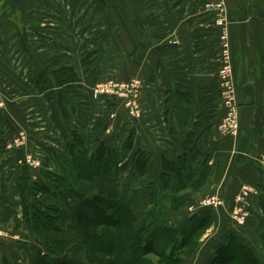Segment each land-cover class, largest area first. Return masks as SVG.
Here are the masks:
<instances>
[{
  "label": "crops",
  "instance_id": "0c3cea01",
  "mask_svg": "<svg viewBox=\"0 0 264 264\" xmlns=\"http://www.w3.org/2000/svg\"><path fill=\"white\" fill-rule=\"evenodd\" d=\"M164 2L162 11L151 5L146 10L147 21H161L162 25L161 31L149 28L147 41L152 45L142 49V55L146 50L144 58L140 57L138 62V57L132 56L141 47L131 48V59L140 65L135 70L143 83L140 94L143 115L134 120L128 116L123 104L113 106L107 104L105 98L92 97L89 81H86V93L73 94L55 88L52 103L32 84V75L40 72L52 75L60 69H71L85 78L83 67H80L82 60L78 64L75 61L74 22H106L110 20L108 15L96 14L86 0H0V86L18 87L13 89L15 93L2 95L9 105L0 108V231L15 235L16 228L20 232L26 229L18 185L24 187L31 180L42 179V175L60 171V157L65 154L66 140L72 131L80 137L88 157L103 143L113 152L119 168L129 162L128 171L122 169L110 173L93 183L78 182V191L84 197L114 196L134 214H142L141 210L146 209L144 204L151 196L158 198L166 192L184 195L195 203L204 197L217 196L225 202L224 207L218 209L220 211L202 210H209L214 217L210 229L215 227L219 236L224 230L232 229L226 222V215L234 208V200L244 185L257 186L259 197L264 198V167L261 164L264 158V0H227L238 106L236 135H223L218 131L223 117L219 105L214 119L196 131L198 117L205 113L199 103V88L213 83L217 86V42L213 40L218 32L212 29L214 17L204 13L201 0H192L189 8L184 7V12H181L180 4L176 6L170 0ZM140 18L132 13L116 16L121 22L132 23V37H135L137 28L134 29ZM157 31H160L158 37ZM12 39L19 41L17 53L22 59L16 69L23 70L24 77L22 74L12 76L15 70L8 59L15 51ZM168 41L176 43L172 45ZM117 53L124 54L125 51L119 48ZM117 61L120 64L121 61ZM117 67L115 63V73ZM105 68L106 74L112 70ZM16 102L20 107L14 105ZM195 131L193 147L208 156L211 169L197 189L188 187L177 192L174 174L161 178L162 161L176 163L184 153L188 135ZM20 133L24 134L23 146L19 143ZM128 139L131 147L126 149ZM29 155L33 157V163L25 162ZM140 155H146L149 160L150 169L144 175L135 171L134 163ZM168 181V187L164 188ZM38 198L45 205H61L59 200L51 197L38 195ZM254 202L250 209L256 216L262 212V219L253 217L254 223L250 219L246 227L234 230L240 239L247 235L242 230L250 234L254 229H264V205L260 207ZM77 209L76 205L74 211ZM219 236L217 239L214 236L212 244L215 241L223 243L227 235ZM219 238L223 241H218ZM244 242L255 252L259 250V241ZM10 244L0 240L1 260L14 252L8 250ZM213 252L209 248L203 249L190 261L205 264ZM212 258L206 264H210Z\"/></svg>",
  "mask_w": 264,
  "mask_h": 264
},
{
  "label": "trees",
  "instance_id": "16d2710c",
  "mask_svg": "<svg viewBox=\"0 0 264 264\" xmlns=\"http://www.w3.org/2000/svg\"><path fill=\"white\" fill-rule=\"evenodd\" d=\"M32 84L49 103H52L55 88H63L73 94L79 92L81 88L73 86L80 84V80L71 69L53 72L51 80L45 72L37 73L32 78ZM220 98L219 90L214 83L200 86L199 103L205 113L202 112L203 114L198 117L196 131L214 119ZM53 117L57 123V119ZM196 131L188 135L184 143V153L176 163L162 161L161 178L174 174L178 183L177 192L188 187L197 189L211 169L208 156H204L193 147ZM130 147V139H128L126 149ZM67 148L70 161H62L64 157H61V176L57 173H48L42 175V179L31 180L27 193L32 198L43 195L60 200L65 206L68 205L69 200L76 197L79 201L78 209L74 211L70 208L67 228L79 229L83 238L76 244L69 245V241L64 238L66 229L56 225L60 213L56 206L34 205V212L29 214L27 204L25 205L23 200L27 188L18 185L25 224L37 234H51L53 239L51 243L45 244V251L39 248L30 254L28 264H125L126 261L132 262V260L135 264H153L143 258L157 249H159L157 253H161L168 264H183L182 252L187 247H191L192 254L197 248V241H192V238L212 226L214 217L209 210H202L190 216L179 227L167 226L163 220L166 217H162L164 213L160 210L162 208L152 196L149 205L153 206L146 214L144 213L142 219L114 196L96 194L84 197L79 193L76 183L80 181L93 183L126 167H118L114 154L108 151L103 143H100L94 154L88 157L80 137L69 134ZM148 163L146 155H140L134 163L135 171L141 175L146 174L150 169ZM168 185L169 181L164 184V188ZM164 211L168 212L170 209ZM97 227L112 230L114 233L107 236L105 231H99ZM226 239L225 244L216 249L210 264H259L251 249L241 243L236 233H228ZM114 242H119L122 247L119 249V255L116 253L119 251L118 247L113 249L110 244ZM95 244L101 245V248H104L103 246H111V248H108L107 254L104 255L92 256L90 253H82L85 245ZM262 246L264 247V241ZM127 249L133 250L134 256L124 253ZM126 255L130 260L125 258ZM3 264L10 263L4 258Z\"/></svg>",
  "mask_w": 264,
  "mask_h": 264
},
{
  "label": "rangeland",
  "instance_id": "374dc122",
  "mask_svg": "<svg viewBox=\"0 0 264 264\" xmlns=\"http://www.w3.org/2000/svg\"><path fill=\"white\" fill-rule=\"evenodd\" d=\"M133 1V5H131ZM135 1L136 4H135ZM166 0H151V2L148 0H86V2H90V3H94V4H90L91 9L94 8L96 10V14H103V15H108V21H83V20H76L74 22V33L72 35L73 37V45H74V50H75V58H76V64H78L81 60H82V65L80 66L82 68V72L85 75V78H83L81 75H77L78 79L80 80V84H74L73 86H75V88L77 87H81L79 92L76 93H86V81H89L90 84V94L92 95V97L94 98H105V101H107V104L109 105H113L115 106L117 103H121L124 106V101L121 99H115V98H110L109 96H100V97H95V89H96V85L98 83H102V82H107V81H113L115 83H119V84H123V83H130L131 81H138L140 83V94L141 91L143 89V83L142 80L137 76V71L135 69H139L140 65H138L137 62H135V60L131 59V48L132 47H137V45L141 48H139V52L138 53H134L135 58L138 57V62H139V58L146 55V50H144V54L142 55V49H146V47L151 46L152 44H150L147 41V33L148 35H150V33L148 32L149 28L151 27V30H155V29H159L161 28V21L160 22H156V21H152L149 22L150 20L147 21V12L146 10L149 8V6L151 5L152 8L155 9H160L159 11H162V9H164L163 5L165 4ZM171 3H176L177 5H181L182 9L181 12H184V7L187 6V8L190 7V3L192 0H170ZM153 2V4H152ZM96 3V4H95ZM201 5L200 7L202 8V10L204 11V13L207 14H211L212 17H214V28L212 29H216L218 34L216 35L217 38H215V40H213V42H217V63H218V71H217V75L219 73V71L221 70L222 67V63H223V57H224V50L225 49V41L222 40L221 37V29L218 22H220L221 20L218 19H225L227 27H228V34H229V25H230V12H229V7H228V3L227 0H201ZM88 9V5L86 6ZM78 7H76L77 10ZM100 9V10H99ZM99 10V11H98ZM94 11V10H92ZM81 12V11H80ZM125 13H132L134 15H138L141 16L140 21L137 23L138 26L135 27L134 31L137 28V32H135V37H132L131 31H130V25H132L131 22H121V20H117L116 16L119 15H123L125 16ZM150 24H149V23ZM153 25V26H152ZM121 26L122 29L120 28ZM127 26V27H126ZM115 28H120L119 30H121L120 32H118V29ZM215 30V32H216ZM161 31V30H160ZM160 31L156 32V37H158L157 34H159ZM209 31V30H208ZM213 39V38H212ZM13 42H11L12 47L15 51H12V53L10 55H8V59L11 61V66L14 68L15 71L14 74H12V76H19L20 74H22L21 76L24 77L22 72L23 70H19L16 69V67H18L19 65V61L22 59V57L17 53V50L19 49L18 47V39H12ZM32 41V42H31ZM30 43H33V39H31ZM66 42V41H64ZM69 42L70 39H69ZM176 43V42H175ZM174 41H168V44H175ZM161 44V43H160ZM119 48L124 49L125 53L121 54V53H117V51L119 50ZM161 50V49H160ZM227 50H229V57H230V62H231V68H232V75H233V67H232V57H231V47H230V42H227ZM121 51V50H120ZM116 60H120V64L119 62ZM10 63V62H8ZM118 64V67L116 68V73L115 70L113 71L114 68V64ZM133 64V65H132ZM112 68V70L106 74V68ZM81 72V70H80ZM1 73V72H0ZM141 73V72H140ZM47 74V73H46ZM53 74V73H52ZM88 74V75H87ZM106 74V75H104ZM134 74V76H133ZM36 74L32 75V77H34ZM216 75V78H217ZM7 76V75H6ZM47 77L52 79V75L47 74ZM84 83V85H83ZM88 84V83H87ZM18 88L16 86H0V108L5 106V105H9V102H5L2 95L5 93H12L13 89ZM55 90V89H54ZM15 93V92H13ZM55 94V93H54ZM140 94H139V106L141 109V117L143 115V109L140 103ZM55 96V95H54ZM222 102V99L220 98V104ZM11 105H13L12 103H10ZM219 104V110H221ZM14 105H19L20 107V103L16 102ZM6 107V106H5ZM18 107V108H19ZM125 107V106H124ZM139 120V119H136ZM70 134L76 135L78 136L75 132H69ZM22 133L19 134V139H20V135ZM24 137V134H23ZM26 137V136H25ZM69 137V136H68ZM68 137L66 140V143L68 142ZM79 137V136H78ZM23 144H25V141L22 142ZM21 143V144H22ZM23 144L21 146H23ZM84 146V145H83ZM65 154H61L63 155L62 157H64V159L62 161H70V158L67 154L68 152V148L64 150ZM113 153V152H112ZM61 158V157H60ZM33 160V157L31 155L25 157V162L28 160ZM61 162V160H60ZM264 167V161H262L261 163ZM122 167H126L125 169L127 170L129 168V162L122 165ZM62 168V167H61ZM60 168V169H61ZM61 171V170H60ZM58 171L57 175L61 176V172ZM128 171V170H127ZM29 183H27L23 188H27V191H25V194L23 196V200L25 205L27 204V210L29 212V214H32L34 212V205H39L41 204V206L45 205L43 203V200L41 198H32L29 196L28 189H29ZM78 184V183H76ZM21 186V185H20ZM246 187H248L249 189H251V196H254L255 200L250 196L249 199H247L248 202V218L246 220L245 225H239L233 218V214L231 210L230 213H227L226 215V222L228 223V225H231L232 229L231 230H224L221 235L219 236V231H217L215 229V227L213 229L208 228L206 231H202L199 234L195 235L192 238V241H197V248L195 249V251L191 254V247H187L183 252H182V256L184 258H182L183 260V264H194L195 261H190L194 258V256L200 255L201 251L203 249L209 248L210 251H214L212 254L208 255V258L205 260L206 263H208V260H210L209 258L214 256V253L216 251V249L225 244L226 239V235L230 232H234V230H238L241 228H244L247 226L248 222L251 221L252 223H254L253 217H257L262 219V212L258 213L257 216L256 214L253 212L252 209H250V205H252L253 201H255L254 203H256L257 205L259 204V206H263L264 205V198H260L259 196V191H258V187H253L250 185H244ZM22 187V186H21ZM78 189V187H77ZM261 191V190H260ZM262 193V192H261ZM209 197V196H208ZM208 197H204L201 200L197 201L198 203H195L193 200L188 201L186 198V196L184 195H170L168 194V192L165 193V195L163 196H159L158 198H155L154 201H158V205L159 207H161L162 209H160L162 211V213H164V215L162 216L163 218L166 217L165 222L167 226H171L173 227L174 225L176 227H179L187 218H189L192 213H194L196 210H190V209H197L194 208L195 206H197L202 200L208 198ZM220 198V197H219ZM253 200H252V199ZM222 199V198H221ZM41 202H40V201ZM78 199L75 197L71 200H69L68 205L65 206L63 205V203H61L60 201V206L58 207L60 210L59 213V219L56 222V225L59 226L61 229H66V235L64 236V238L69 241V245H73L76 244L78 241H80L81 238H83V235L80 234L79 229H74V228H67L68 225V217H69V212H70V208L72 210H74V208L76 207V205L78 206ZM223 200V199H222ZM224 201V200H223ZM251 202V204H250ZM261 202V203H260ZM225 203V202H224ZM146 209H142V214H136L139 216L140 219H142L144 217V215L147 213V211H149V209L153 206V205H149V201H147L146 204ZM172 205V206H171ZM69 206V207H68ZM174 206H176L177 208H173ZM145 207V206H144ZM149 207V208H147ZM264 208V206H263ZM168 209H170V211H168ZM172 209V210H171ZM207 209H213L211 207L207 208ZM221 208H217L216 210H218ZM167 210L168 212L164 211ZM215 210V209H214ZM218 210V211H220ZM145 211V212H144ZM261 211H263L261 209ZM180 212V214L178 213ZM145 213V214H144ZM254 213V216H253ZM195 215V213L193 214ZM178 216V217H177ZM186 217V218H183ZM251 219V220H250ZM24 221V219H23ZM25 223V222H24ZM181 223V224H180ZM26 225V224H25ZM227 226V224H226ZM225 226V227H226ZM91 228V226H90ZM255 228V227H254ZM17 229V228H16ZM14 230V233H11V235L7 232H3L0 231V240L2 241H9L10 244V249L8 250H13L14 252H10V255H8L7 261L10 264H28L29 262V255L33 254L35 252V250H37L38 248H41L42 250H46L45 248V244L46 243H51L52 239V235L51 234H42V233H35L33 231H31V229L29 227H27L26 225V229L22 232ZM97 230L99 231H105L107 236L108 235H112L114 233V231L106 229V228H101V227H97ZM39 232V231H38ZM244 232V234L246 233V236H243L241 239L239 238L240 241H242V244L244 245H248L246 244L244 241H249L250 244H252V241H259V245H258V251H254L252 247L248 246L251 251L253 252L254 257L258 260L259 264H264V247L262 246V241H264V239H262V236H264V229L260 230L259 229H254L251 231L250 234H252V237H250V234L248 231L242 230V233ZM23 233V234H22ZM214 236L217 237H225L223 238L224 242L223 243H218L217 241L214 242V244H212V240L214 238ZM221 237V238H222ZM218 239V241H220V239ZM264 238V237H263ZM61 239V238H59ZM204 240V241H202ZM221 239V241H223ZM83 241V240H81ZM119 243V242H118ZM117 242L115 243H110L113 246V249H116V246L119 249H122L121 245L118 244ZM118 244V245H117ZM220 244V245H219ZM104 248H101V245L99 244H95L93 246L91 245H85L83 247V251L82 253H90L92 256H97V255H104L107 254V249L111 248V246L107 247V246H103ZM106 250V251H105ZM130 250V251H129ZM159 250V249H157ZM157 250L149 255L144 256V260H149L151 261L153 264H168L161 253H157ZM105 252V253H104ZM118 255L120 254V250L118 252ZM124 253H130L134 256V252L131 249H127L125 250ZM9 254V253H8ZM7 255V254H6ZM127 256V255H126ZM126 259H129V257H125ZM3 259H0V264H3ZM130 260V259H129ZM197 260V259H196ZM134 260H132V262L130 261H126L125 264H135V262H133ZM188 261H190V263H188ZM199 261V259H198ZM205 263V264H206ZM211 263V262H210Z\"/></svg>",
  "mask_w": 264,
  "mask_h": 264
},
{
  "label": "built area",
  "instance_id": "2783aa9c",
  "mask_svg": "<svg viewBox=\"0 0 264 264\" xmlns=\"http://www.w3.org/2000/svg\"><path fill=\"white\" fill-rule=\"evenodd\" d=\"M218 22L221 29L222 40L225 41L224 57L221 70L217 75V86L220 93L222 102L220 104L221 110H223V117L217 127L218 131L223 135H236L238 131V106L235 99V87L233 83V75L231 62L229 57V50H227V42L229 43L228 27L225 19ZM95 97L109 96L110 98L121 99L124 101L125 109L128 116L134 120L140 119L141 109L139 106V94L140 83L138 81H131L130 83H115L113 81H107L98 83L95 89ZM23 142V134L20 135L19 143ZM264 161V158H263ZM27 163H33V160H28ZM251 189L244 186L240 194L234 200V208L232 211L234 220L239 225H245L248 218V202L251 195ZM224 201L217 196H210L202 200L197 206L190 209L196 210L194 213H198L202 209L209 207L213 209L224 207Z\"/></svg>",
  "mask_w": 264,
  "mask_h": 264
},
{
  "label": "water",
  "instance_id": "95a60500",
  "mask_svg": "<svg viewBox=\"0 0 264 264\" xmlns=\"http://www.w3.org/2000/svg\"><path fill=\"white\" fill-rule=\"evenodd\" d=\"M71 142H72V140H71Z\"/></svg>",
  "mask_w": 264,
  "mask_h": 264
}]
</instances>
